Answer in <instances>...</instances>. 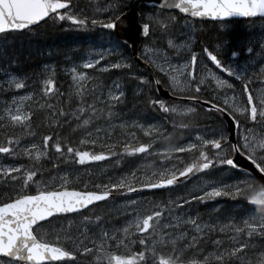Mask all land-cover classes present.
Segmentation results:
<instances>
[{
	"label": "snow or ice",
	"instance_id": "obj_1",
	"mask_svg": "<svg viewBox=\"0 0 264 264\" xmlns=\"http://www.w3.org/2000/svg\"><path fill=\"white\" fill-rule=\"evenodd\" d=\"M158 3L160 7H174L180 13L191 17L221 20L230 17L264 18V0H172V3H168V0H158ZM152 6L157 7L156 4ZM135 8L133 0H108L99 10L106 15L99 19H89L81 10L74 8L73 0H0V34L25 30L48 21L55 25L66 20L82 30H86L89 25H99L103 29L111 30L109 47L89 50L80 67L96 68L100 73L123 70L129 79L137 80L140 86L152 92L153 85L158 87L161 81L155 76L150 80L144 75L137 76L132 70V58L126 56L123 51L135 48L136 40H141L140 50L135 51V57L145 64H150L154 71L167 75L165 86L169 88L170 95L177 91L188 92L189 95L179 98L201 105L202 111L211 112L216 116L218 124L197 125L194 129L195 143L190 141L181 147L160 148L161 160L167 164V168L162 166L160 170L152 169L147 176L142 175L139 181L136 175L140 170L134 169L132 174L110 177L105 184H97L95 191L81 190V181L70 179L68 171H64L58 178L44 180V170L39 167V162L42 157L47 156L50 137L55 140L51 148L59 154L64 164L71 161L81 165L115 157L117 154L110 149L92 154L88 150L74 148L66 139L61 141L58 135L53 136L52 133L42 136V149L36 143L22 147L18 136L8 135L6 142L0 146V153L11 157H27L32 163L0 167V182L8 189L7 192L0 193V258H7L0 259V264H62L65 260H72L78 251L82 254L94 251V259L105 264H264V215L258 218H244L241 221L226 216L221 221L213 215L216 208L206 217L190 207L187 211L183 210L193 201L204 205L213 197L240 196L246 197L250 204H254L264 213V183L258 182L253 175L255 172L264 180V132L257 131V127L264 129V64L254 73L247 71L249 63L254 66L257 58L251 55L252 43L258 44L257 56L264 58V29L258 41L253 39L234 46L228 53L227 63L218 58L224 55L221 45H217L212 51L208 47L202 48L203 56L221 73L236 80H243L242 96L245 107L237 100L241 93H236L233 85L222 79L217 72L204 64L203 60L199 61L201 68L199 76L197 75L198 56L196 52H191L193 38L185 35L179 43L175 41V16L161 18L159 13L139 11L130 15ZM183 23L187 26L188 22L185 20ZM189 31L194 33V29L189 28ZM129 32L133 35L124 39ZM113 35L120 38L113 40ZM149 36L165 37L167 47L175 50L172 56L169 57L164 48L155 47L156 41L148 40ZM241 54L248 55L250 62L237 63ZM109 56L111 59H108ZM173 59L177 63H172ZM101 61H104L103 65ZM14 65L15 59L10 58L8 65L0 66V72L5 76V79L0 81V91L19 90L24 86V77L9 70ZM45 70L47 76L39 83L42 85L41 93L48 96L53 92L54 80L48 66H45ZM68 71L71 72L77 100L87 94L85 85L88 81L92 82L95 104L82 106L77 103L76 108L69 112H65L63 108L57 112L52 105H47L46 110L51 113L53 126L65 127L73 120H78L77 127H82L88 126L92 119L103 118L108 126L109 139L113 133V120L119 121L118 126L121 129L129 127L123 116L115 111L125 95L123 76L110 77L107 82H101L97 77L87 75L85 71H77L75 65ZM245 76L247 79H244ZM206 78H211L216 88L225 90L222 99L217 93H213L211 99H200ZM253 82H258L260 87L251 89L249 85ZM31 95L12 96L8 100L0 101L6 105L0 108V121H4L0 128H28L29 117L33 113L30 108L24 110L26 106L23 102ZM101 96L104 97L103 100L100 99ZM146 103L150 107H158L163 113L175 114L179 107L169 106L165 101L153 98H148ZM97 104L106 105L107 111L104 107L95 106ZM36 107L39 110L45 106L40 104ZM181 111L185 114L194 113L196 108L183 107ZM81 116L85 118L82 119ZM225 116L227 120L224 119ZM130 127L143 129L144 134L151 136L152 140L149 143H139L138 146L123 143L120 154L133 155L153 150L154 141L161 138L157 129L163 131L161 125L149 124L145 128L136 121H132ZM95 131L99 138L103 130L97 128ZM84 135L87 137L91 133L85 132ZM124 138L121 133L117 143H121ZM88 142L84 138L80 140L81 145ZM91 143L95 145L96 141L92 140ZM185 152L198 155L186 164L179 156L173 155ZM164 153L168 154L169 160L164 159ZM237 157H242L248 167L239 163ZM172 158L175 163H172ZM178 164L182 167H177ZM50 166L52 170H56V160L53 159ZM220 168L229 172L235 170L245 179L228 185L216 180L204 181L195 189L199 191L198 196L189 192L186 200L184 197H177L176 200L168 201L166 215L163 216L164 205H158L160 210H149V214H141L133 209L134 201L125 205L129 219L121 227H117L111 220L106 221L102 216L91 213L87 216L78 215L81 210L87 211L89 206L106 200L120 189L127 193L177 186L181 181L189 182L197 174L211 175ZM129 184H135L136 187H130ZM33 185L35 191L29 193L28 190ZM82 186L87 188L88 182L83 181ZM65 214H77L78 218L68 220L67 223L60 221L59 227L49 223V218ZM41 222L48 224V232H37ZM133 234L139 235L138 242L132 239ZM112 241L115 243H111ZM133 243H138L139 252L130 251ZM69 244L71 248L68 247ZM88 244H91V247H87ZM110 249H120L121 253L118 255ZM186 254L189 256L187 259Z\"/></svg>",
	"mask_w": 264,
	"mask_h": 264
},
{
	"label": "rangeland",
	"instance_id": "obj_2",
	"mask_svg": "<svg viewBox=\"0 0 264 264\" xmlns=\"http://www.w3.org/2000/svg\"><path fill=\"white\" fill-rule=\"evenodd\" d=\"M108 2V0H73V5L74 8L81 10L83 15L87 16L89 19L92 18H103L106 14L99 11L104 7V5ZM145 13H159L161 18H168L171 16L169 14L170 12H164L163 10L160 9H146ZM176 17V31L173 34L175 41L179 43V41L185 36L189 35L192 36L193 38V43L191 45V52H196L198 56V62H197V75L199 76L200 74V68L201 65L199 63L200 60H203L204 64H207L208 67L212 68L214 72H217L218 75L221 76L222 79H226L233 85V88L235 89L236 93H241L240 96L237 97V100L241 103L244 104V98L242 96V80H236L233 77H229L225 73H221L218 69H216L211 63L207 60L206 56H203L202 54V48L203 46L199 42V38L197 36L198 32L203 28L204 22H200L197 20L192 19L191 17H185V16H175ZM185 20H187V26L183 23ZM236 21L229 20V21H224V22H219L217 25V29L221 31L222 33L219 34V38L217 41L213 42V47L212 50L217 46L221 45L222 46V51L224 52V55L226 60H224L225 63L228 62V51L229 48V43L230 40L233 41L234 46H236L238 43H243L245 41L253 40L255 39L256 41L259 40L261 36V31L264 29V20H258L255 23H248V24H240L238 30H241V33L231 39L230 36V31L232 26L235 24ZM189 28L194 29V33L192 31H189ZM106 44L107 45H102L97 48H87L85 51H79L77 53L71 51V50H66V51H60L59 49L55 50H48L44 53H42L44 57V61L40 65L37 71H35V74L33 76H29L28 74L21 73L20 71L17 70V68L14 66L10 67V71L15 73L18 76L24 77L23 84L24 86L22 89L19 90H8V91H0V101H5L10 99L12 96H29V94H32L30 98L24 100V105L25 111H27L30 106H35L37 102H46V101H53L56 104V102H62L64 103L67 107L68 110L71 111L76 108L77 103H80L82 106L85 105V96L88 94V90L92 91L91 94V99L90 103L94 102L93 100V90L91 88V81H88L87 84L85 85V88L87 90L86 95H82L79 100H77V97L74 93L73 86H72V80H71V72L68 71L72 66H77V71H85L87 75L89 76H95L97 77L101 82H105L102 80L103 78L101 77V73L99 72L98 69L93 68V69H84L80 67V65L83 62V59L86 57L87 53L89 50H102L105 48L109 47V32L106 33ZM12 36L5 35L3 37H0V66H5L9 64L10 58H13V52L12 50H15L13 48L12 44ZM111 39L115 40L117 39L116 37L112 36ZM9 40V41H8ZM13 40V39H12ZM154 40L156 41L155 47H160L164 48L166 54L171 57L173 52L175 51L174 49H169L166 45H162L161 43V37H155ZM166 41V38H165ZM255 47V51L251 54L252 56H256V61L254 66H252L251 63H249V67L247 71L249 73H254L259 70V66L261 64H264V58H260L257 56V49H258V44L257 43H252ZM47 56V58H46ZM227 56V57H226ZM46 58V59H45ZM219 58V57H218ZM108 59H111V56L108 57ZM250 57L247 55L245 58L240 59L239 61H236L237 63H245V62H250ZM114 62V61H113ZM172 63H177L175 59L171 61ZM104 61H101V65H103ZM45 66H48V71H51L53 73L52 77L54 80V85H53V92L49 94L48 96H44L41 93V87L42 85L39 83V81H42L45 79L47 76V72L45 70ZM164 74V73H163ZM167 78V75L164 74ZM247 77V76H246ZM5 79V76L3 75L2 72H0V81H3ZM249 87L251 89H257L260 87V84L258 82H253L250 83ZM133 89L136 91H139L142 89L140 85L135 86ZM202 90L209 92V96L212 98L213 93H217L220 98L222 99L223 96L225 95V90L224 89H218L216 88L215 83L211 80V78H206L205 83L202 86ZM124 93L126 92V89H123ZM254 94V93H253ZM240 98L242 100H240ZM101 100L104 99L103 96L100 97ZM172 105H177L178 111L177 113H182L184 114L181 109L183 107H193L192 103L190 102H184V101H179L175 102ZM6 105L3 103H0V108L5 107ZM97 107H104V110L107 111V106L106 105H95ZM246 107V104H244ZM14 107V105H13ZM115 111L118 112L117 106L115 108ZM123 118L127 121L129 127L121 129L119 128V121L118 120H113L112 121V126H113V133L111 135V138L113 137H120L119 135L122 133L123 135L132 133V128L130 127L132 121H136L137 123L143 125L145 128L149 124L153 125H161L163 126V122L159 119H155L153 121H144V119H141L140 117H131V116H126L122 115ZM4 121H0V124H3ZM216 126V125H214ZM11 127V126H9ZM102 129V133L98 134L95 131V129ZM142 132H144L143 129H140ZM9 132L11 135L18 136L20 138L21 146L22 147H27L29 143H36L38 146L43 148V141L41 139V135H39V139L37 137V132L34 129V127L31 125L29 122L28 128L23 129V128H13L11 127L9 129ZM158 134L160 133L159 129H157ZM259 132H262L260 130ZM90 136L86 137V140H95L96 142L103 144L109 139V132H108V126L103 123L98 126H96L91 132ZM173 134H170L169 132H164L161 136H172ZM160 136V137H161ZM195 137V131L190 133L188 137L178 143H170V142H164L163 138L161 137L160 139L163 140V143H161L159 146L153 148V150L144 152V153H139V154H133V155H127V154H120V149L119 146L117 148V145H115L113 142L109 144V147L104 146L100 150H96V153L101 152V151H106L110 149L113 153H116L117 155L115 157H107L105 160L101 161H93V162H86L85 164L81 165H72L69 167L63 166V167H58L56 170L52 171L49 176L43 177L44 180H50L53 177L58 178L64 171H68L70 173V179L71 178H76V180L81 181V184L79 185L81 188L82 182L87 181L88 186H96L97 184L103 185L107 182L108 178L110 177H120L125 173L132 174L134 169H139V173H137L136 176H147V173L152 170H160L161 167L163 166L164 168H167V164H164L163 161L161 160V156L159 154V149L160 148H167V147H181L188 142H193L195 143L196 141L194 140ZM157 141H154V143ZM153 143V144H154ZM89 146L91 145V142L88 143ZM88 146V150H89ZM92 154H95L90 151ZM191 158L195 156L196 153H188L186 152ZM174 156H179L180 159L186 164L188 163L184 159V154L182 153H177L173 154ZM48 158V156L42 157L39 164L44 162L45 159ZM164 159L169 160L170 157L168 156L167 153H164ZM28 161L27 157H11L6 153H0V167L2 166H7L10 165L12 167H15L16 164H22L26 165ZM32 163L31 161H29ZM172 163H175V159L172 158ZM177 167H182V165H176ZM43 173L45 172V169H43ZM39 176V175H38ZM139 177V178H140ZM239 179H245V177L241 178H231V172L226 171L224 168H220L218 171H215L213 174L208 175V174H197L194 177L190 179L189 182H183L182 185L180 186H172L168 187L165 189L164 195L166 196L165 201L163 202H158V201H151L152 197L154 194H150L148 197H144L143 195H140L139 193L136 192H124V190L119 191V194L115 196L116 198H112L110 200H107L106 202L102 203L101 208H95L93 210V215L95 216H102L106 221L111 220L113 224H115L117 227H121L124 222L129 219V216L127 215V208L125 205L128 204L129 201H134L135 203L133 204V209L135 211L140 212L141 214H149V210L156 211L160 210L158 205H164L165 207V212L162 213L163 215H166V210L168 208V201L176 200L177 197H184L185 200L187 199V193L191 192L194 195H199V191H196L195 189L202 185L204 181H219L220 183L224 185H228L230 183L235 182L236 180ZM140 179H137L139 181ZM215 186V185H213ZM0 187H3L4 190L8 189L4 186L3 182H0ZM35 188V186H34ZM207 191V189H204ZM228 190V189H225ZM217 205L219 206L217 208ZM238 206H243L242 204V197L237 196L235 198L229 197V196H220V197H213L210 198L208 201L205 202L204 205H199L195 201H193L190 205H188L186 208H184V211H187L188 208H192L196 213L202 214L205 217L209 212H211L212 209L216 208V212L213 213L214 216L217 218L221 219L223 221L224 217H230L233 218L235 221H241L244 218H251V217H259L261 215H264V213H261L257 210H247L246 212L240 211L238 209ZM232 209V211H231ZM81 215V214H78ZM78 215H71V216H64V217H58L54 218L49 221L51 224H56L57 227H59V222L63 221L64 223H67L68 220L71 219H76L78 218ZM87 216V215H83ZM49 231L48 224H41L40 228L37 229V232L40 234L46 233ZM139 235L138 234H133L132 239L133 240H138ZM215 237H213L214 239ZM260 241L258 240L257 243ZM111 243H115V241H112ZM136 243H133L131 245L130 251L135 252L134 246ZM87 247H91V244L86 245ZM69 248H71V245H68ZM110 251H115L116 254H120L121 250L120 249H110ZM94 252V251H93ZM95 253V252H94ZM96 254V253H95ZM0 259H7V258H0ZM62 264H73L72 262H63Z\"/></svg>",
	"mask_w": 264,
	"mask_h": 264
},
{
	"label": "trees",
	"instance_id": "obj_3",
	"mask_svg": "<svg viewBox=\"0 0 264 264\" xmlns=\"http://www.w3.org/2000/svg\"><path fill=\"white\" fill-rule=\"evenodd\" d=\"M147 8L142 7L141 12L145 13V10ZM165 12V11H164ZM172 16H177L175 13H169ZM239 24H235V26H232L230 31V38L233 39L234 37L238 36L241 32V30H238ZM222 33L217 29V26L215 23H209L205 22L203 25V28L198 32L197 36L199 38V42L203 47H208L209 50L213 47V42L217 41L219 38V34ZM6 35L12 36V44L14 45L13 48L15 50H12L13 52V58L15 59V67L18 71L21 73L28 74L30 77L35 74V71L38 70L42 62L44 61V57L42 53L48 50H55L59 49L60 51H66L71 50L75 53L79 51H85L87 48H97L102 45L106 44V31L101 28L99 25L93 27L89 25V27L86 30L77 29L74 25H72L69 21H59L55 25L52 24L51 21H48L46 23H40L35 27H29L28 29L22 30V31H16L11 32ZM5 36V34H0V37ZM155 37L149 36L148 40H154ZM9 41V40H8ZM161 43L162 45H166L165 37H161ZM230 47H234V43L232 40H230L229 43ZM140 50V49H139ZM124 54L130 58H132V70L135 71L137 76L144 75L149 80L152 79L153 75L152 73L142 64H140L133 56V53L131 51V48L124 49ZM47 58V56H46ZM45 58V59H46ZM224 60V58H223ZM157 73L158 79L162 82L163 85L167 84V78L166 76L159 72L155 71ZM123 76V83L125 84V95L123 101L117 105L118 113L121 115L131 116V117H140L141 119H144L146 121H152L154 118L159 117L162 119V121L165 122V132H169L170 134H173L172 136H161L165 140L169 139V141L173 142H180L188 137V135L192 132H194V129L197 125L199 126H214L218 124V121L216 119V116L213 115L211 112H204L201 110V105L193 104V106L196 108V111L194 113H163L159 110L158 107H150L147 105L146 101L148 98L153 99H161L156 91L155 85H153V91L149 92L147 88L142 87L141 90L136 91L133 89L135 86L139 85V82L134 79H129L127 73H125L123 70H112L111 72H104L101 73V77L103 78L105 82L109 80V78H115ZM244 79H247L245 76ZM243 84V80H242ZM254 90V89H253ZM176 93L187 96L189 95L186 91H177ZM254 95L256 94L253 92ZM92 91L88 90V94L85 96V104H95L93 102L90 103ZM200 98L203 99H211L209 96V92L202 90L200 93ZM240 100H242L240 98ZM55 99L53 101H46V102H37L35 106H30V109L33 113L32 116L29 117V122L34 127V129L37 132V137L39 139V135H41V139L43 135H48L49 133H52L53 136L58 135L61 138V141H64L65 139L68 141L69 144H71L74 148H79V150H88L89 142L81 145L80 140L82 138L86 139L84 133L85 132H91L96 126L103 124L104 120L103 118L99 119H92L90 124L88 126H82L77 127L79 124L78 120H73L68 126L60 127V126H53L51 124V113L46 110L47 105H52L53 108L58 112L59 109L63 108L65 112H69L68 107L62 103V102H56ZM168 102H173V100H168ZM43 104L45 107L39 108L37 110V105ZM45 118H47V123H45ZM81 118H85L84 116H81ZM251 124V122H249ZM181 125H187L188 127L182 128ZM256 127L255 125H253ZM11 127H8L7 129L0 128V146H3V144L6 142V137L8 135H11L9 132V129ZM163 128V129H164ZM262 130L264 132V129H260L257 127V131ZM132 133L123 135L125 138L121 143H117V141L120 139V137H113L111 139H108L103 144H100L98 142L93 145L89 146V150L93 153H96V150L102 149L104 146L109 147V144L113 142L115 145H117V148L119 146V149L123 146V143H129L130 146H138L139 143H149L152 139L151 136H146L144 132H142L140 129L132 128ZM162 133V132H161ZM14 136V135H12ZM121 136V134L119 135ZM178 136V137H177ZM16 137V136H14ZM134 137V139H132ZM182 139V140H181ZM55 140L50 137L49 146H48V158L45 159L44 162L39 164V167L42 169H45V172L43 173V177H47L50 175V173L54 170L51 169V161L54 159L56 160V163L58 167H69L72 165H76L71 163L64 164L62 160L59 157V154L55 153V150L51 148V144L54 143ZM154 146V145H153ZM64 151V146L62 144V152ZM184 159L186 161L191 162L193 159H195V156L198 155V153L195 154L193 158H190V156L185 152ZM129 156V155H128ZM29 164V160L26 162ZM57 167V168H58ZM39 175V174H38ZM140 177V176H139ZM138 176H136V179H140ZM243 177L241 173L236 172L235 170L231 171V178L237 179ZM154 181V180H153ZM152 181V182H153ZM130 187H135V184H129ZM84 189V188H81ZM87 189L96 190L95 186H88ZM123 189H120L119 191H122ZM35 188L34 185L28 190L29 193L34 192ZM118 192H115V196L119 194ZM7 190H4L3 187H0V193H5ZM163 192V193H162ZM150 193L155 194V197L153 201L163 202L166 199V196L164 195V190H154L150 191ZM143 196H146L149 194V192H142ZM6 202V200L4 201ZM242 204L243 206H238L240 211L246 212L247 210H257L260 212L258 208H253L247 203V198L242 197ZM102 206H94L89 208L87 211H84L80 213L81 215H89L90 213H93V210L95 208H101ZM103 208V207H102ZM232 211V209H231ZM77 215V214H76ZM139 240V238H138ZM137 240V242H138ZM135 252L140 251V247L138 243L134 246ZM96 254L94 252L82 254L79 251L77 252L76 259L71 261L73 264H105L103 261L95 260L94 257ZM185 258H189V256L186 254Z\"/></svg>",
	"mask_w": 264,
	"mask_h": 264
},
{
	"label": "water",
	"instance_id": "obj_4",
	"mask_svg": "<svg viewBox=\"0 0 264 264\" xmlns=\"http://www.w3.org/2000/svg\"><path fill=\"white\" fill-rule=\"evenodd\" d=\"M134 3L136 5V8L133 10L132 13H130V15H134L136 11H139V8L141 6H146V7H153L152 5L153 4H156L157 5V8H162L164 10H167V11H177L178 13L179 10L175 9L174 7H168L167 5L163 6V7H160L159 6V3H158V0H134ZM168 3H172V0H168ZM140 12V11H139ZM181 15L183 16H190V15H186V14H183V13H180ZM191 17V16H190ZM259 17V16H257ZM193 19L195 20H201V21H206V20H209V21H218V20H221V19H213L211 17H192ZM256 18V17H254ZM235 19H252V18H244V17H230V18H224L223 20H235ZM21 31V30H20ZM111 31V30H109ZM133 35L132 32H129L128 35L124 36L123 38L124 39H128V36H131ZM117 36V35H116ZM118 38H120L119 36H117ZM131 43V41H129ZM142 41L141 40H136V45H135V48H131L132 52H133V55L135 57V51H138V47H139V44L141 43ZM135 59L142 63L143 65H145L146 67H148L150 69V71L153 73V76H155L156 79H158L157 75L154 73L152 67L149 65V64H145L142 60L138 59L135 57ZM157 91L158 93L162 96V97H165V98H179L178 96H175L173 94L170 95V92H169V89L165 88L162 84H160V86L157 87ZM181 99V98H179ZM203 100V99H202ZM225 120H227L228 118L225 116L224 117ZM237 160L239 163H241L242 165H244L245 167H248V164L246 161L243 160L242 157H237ZM253 175L255 176V178L260 182V183H264V180H261L260 178V175L253 172ZM87 191H92V190H87ZM113 196V194L111 195ZM110 196V197H111ZM109 197V198H110ZM108 199V198H107ZM99 202H102V201H99ZM99 202H95L96 203H99ZM249 203V202H248ZM250 204V203H249ZM254 207H256L254 204H250ZM90 207V206H89ZM83 211V210H81ZM65 215H69V214H65ZM50 219V218H49ZM42 223V222H41ZM76 258V256L72 259L74 260ZM69 261V260H67Z\"/></svg>",
	"mask_w": 264,
	"mask_h": 264
},
{
	"label": "flooded vegetation",
	"instance_id": "obj_5",
	"mask_svg": "<svg viewBox=\"0 0 264 264\" xmlns=\"http://www.w3.org/2000/svg\"><path fill=\"white\" fill-rule=\"evenodd\" d=\"M258 20H261V21H263V20H264V18H258V19H255V20H253V22H252V23H255V22H257ZM243 22H244L245 24H246V23H251V21H243ZM250 46H251L252 48L254 47V45H252V44H251ZM228 49H233V48L229 46V48H228ZM242 55H244V54H241V56H242ZM221 58L223 59L224 57H221Z\"/></svg>",
	"mask_w": 264,
	"mask_h": 264
},
{
	"label": "bare ground",
	"instance_id": "obj_6",
	"mask_svg": "<svg viewBox=\"0 0 264 264\" xmlns=\"http://www.w3.org/2000/svg\"><path fill=\"white\" fill-rule=\"evenodd\" d=\"M159 120H161L162 121V119H160L159 117H157ZM145 121V120H144ZM160 131V130H159ZM165 132V129H163V131H162V134ZM157 133H159V132H157ZM161 133V132H160ZM162 134H159L160 136L162 135ZM178 137V136H177ZM182 140V139H181ZM81 190H84V189H81ZM97 190V189H96ZM104 202H106V201H104ZM103 202V203H104ZM92 206H95V205H92Z\"/></svg>",
	"mask_w": 264,
	"mask_h": 264
}]
</instances>
